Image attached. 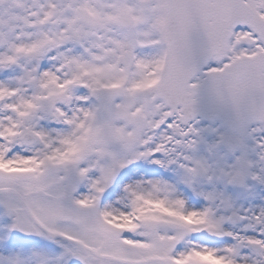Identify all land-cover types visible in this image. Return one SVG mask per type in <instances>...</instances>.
Wrapping results in <instances>:
<instances>
[{"label":"snow or ice","instance_id":"1","mask_svg":"<svg viewBox=\"0 0 264 264\" xmlns=\"http://www.w3.org/2000/svg\"><path fill=\"white\" fill-rule=\"evenodd\" d=\"M0 264H264V0H0Z\"/></svg>","mask_w":264,"mask_h":264}]
</instances>
